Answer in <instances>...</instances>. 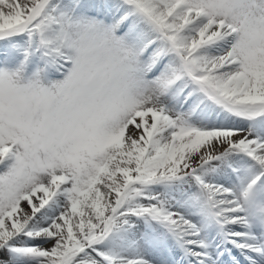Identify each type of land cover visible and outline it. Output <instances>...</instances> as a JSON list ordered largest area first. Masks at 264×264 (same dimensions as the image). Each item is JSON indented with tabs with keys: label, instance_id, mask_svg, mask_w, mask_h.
<instances>
[{
	"label": "snow or ice",
	"instance_id": "1",
	"mask_svg": "<svg viewBox=\"0 0 264 264\" xmlns=\"http://www.w3.org/2000/svg\"><path fill=\"white\" fill-rule=\"evenodd\" d=\"M0 264H264V0H0Z\"/></svg>",
	"mask_w": 264,
	"mask_h": 264
}]
</instances>
